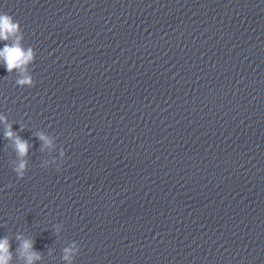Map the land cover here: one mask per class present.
Wrapping results in <instances>:
<instances>
[{"label": "water", "instance_id": "obj_1", "mask_svg": "<svg viewBox=\"0 0 264 264\" xmlns=\"http://www.w3.org/2000/svg\"><path fill=\"white\" fill-rule=\"evenodd\" d=\"M0 11L36 53L32 87L0 65V112L30 145L20 157L0 123L12 264H26L29 237L34 264H68L71 241L72 264H264V0H0Z\"/></svg>", "mask_w": 264, "mask_h": 264}, {"label": "clouds", "instance_id": "obj_2", "mask_svg": "<svg viewBox=\"0 0 264 264\" xmlns=\"http://www.w3.org/2000/svg\"><path fill=\"white\" fill-rule=\"evenodd\" d=\"M23 40L24 36L19 21L15 20L7 12L0 11V42H3V46L0 47V65H3L9 74L14 69L18 71L19 75L15 80L16 85L32 87L35 81L29 69L30 65L35 61L36 53L33 47L25 46ZM0 123L6 126L4 136L8 139H14L17 154L20 157H27L30 148L28 141L13 132L12 125L8 123L7 116L2 112H0ZM38 138L48 148L55 146L54 140H56V137L40 132ZM56 152H58V156L52 157L50 164H56L58 160L62 161L65 158L63 147L58 148ZM14 171L18 179H23L28 171L27 160L21 159ZM17 238L19 239L20 237ZM34 242L35 239L32 237L26 238L22 242L21 247L26 252V264H34L35 261L42 260V256L34 249ZM79 251V245L76 241H71L62 249L63 255L61 259L67 261L68 264H72L74 257L78 256ZM12 258L13 253L9 239L7 237L0 238V264H12Z\"/></svg>", "mask_w": 264, "mask_h": 264}]
</instances>
